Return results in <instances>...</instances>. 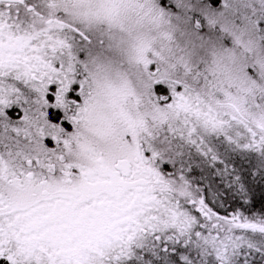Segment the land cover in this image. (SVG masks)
Segmentation results:
<instances>
[{"label": "snow or ice", "instance_id": "obj_1", "mask_svg": "<svg viewBox=\"0 0 264 264\" xmlns=\"http://www.w3.org/2000/svg\"><path fill=\"white\" fill-rule=\"evenodd\" d=\"M0 264H264V0H0Z\"/></svg>", "mask_w": 264, "mask_h": 264}, {"label": "trees", "instance_id": "obj_2", "mask_svg": "<svg viewBox=\"0 0 264 264\" xmlns=\"http://www.w3.org/2000/svg\"><path fill=\"white\" fill-rule=\"evenodd\" d=\"M256 197H257V205L256 206H257V208H259V206H260V202H259L260 201V193L259 192L256 193Z\"/></svg>", "mask_w": 264, "mask_h": 264}]
</instances>
